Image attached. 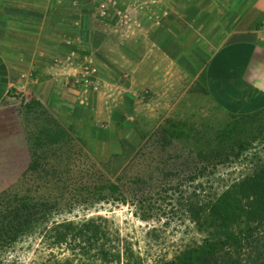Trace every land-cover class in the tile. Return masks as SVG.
<instances>
[{
	"label": "rangeland",
	"instance_id": "obj_1",
	"mask_svg": "<svg viewBox=\"0 0 264 264\" xmlns=\"http://www.w3.org/2000/svg\"><path fill=\"white\" fill-rule=\"evenodd\" d=\"M157 1L154 8L167 10L166 24L183 26L176 35L180 57L168 44L167 49L160 47L162 33L152 35L150 48L143 34L131 38L127 44L132 64L112 67L114 81H102L100 93L96 80L86 85L81 110L87 116L80 119L60 112V122L36 97L30 98L24 106L38 162L21 186L0 194V207L39 211L44 224L102 216L143 252L169 259L179 247L199 239L189 231V220L178 215L168 217L156 209L142 215L140 204L97 201L103 185L120 184L127 194H147V205L178 209L167 197L175 199L178 183L190 175L199 152L201 160L225 158V151L216 156L211 152L236 141H221L234 122L243 128L238 138L252 140L251 151L264 153V106L234 112L229 98L208 95L204 79L208 58L235 35L233 27L251 0ZM172 132L183 134L176 137ZM43 238L39 233L24 237L7 252L6 262L42 264L70 255L66 249L47 246Z\"/></svg>",
	"mask_w": 264,
	"mask_h": 264
},
{
	"label": "crops",
	"instance_id": "obj_2",
	"mask_svg": "<svg viewBox=\"0 0 264 264\" xmlns=\"http://www.w3.org/2000/svg\"><path fill=\"white\" fill-rule=\"evenodd\" d=\"M158 2L101 0V16L92 0H0V194L21 186L38 162L24 106L30 98L60 122V112L80 119L86 85L76 84L96 67L102 92V81H114L112 67L132 64L131 38L143 34L150 48L152 35L162 33L160 47L180 57L183 26L166 24ZM233 29L208 58L205 86L211 97L229 98L234 112L249 113L264 106V0H251Z\"/></svg>",
	"mask_w": 264,
	"mask_h": 264
},
{
	"label": "trees",
	"instance_id": "obj_3",
	"mask_svg": "<svg viewBox=\"0 0 264 264\" xmlns=\"http://www.w3.org/2000/svg\"><path fill=\"white\" fill-rule=\"evenodd\" d=\"M236 124H230L221 139L236 141L227 149L211 152L216 156L225 151V158L201 160L203 152H199L200 159L190 175H184L178 183L175 199L167 197L178 209L167 211L147 205V194H127L120 184L103 185L98 192L97 201L140 204L142 215L156 209L168 217L188 219L189 231L200 237L179 247L172 258L143 252L132 239L114 232L102 216L78 223L44 224L39 211L0 207V264H9L7 252L36 233L43 234L47 246L70 253L64 260L51 259L42 264H264V153L251 151L252 140L238 138L243 128H236ZM163 134L169 136L170 132L164 130ZM182 134L172 132L176 137Z\"/></svg>",
	"mask_w": 264,
	"mask_h": 264
},
{
	"label": "built area",
	"instance_id": "obj_4",
	"mask_svg": "<svg viewBox=\"0 0 264 264\" xmlns=\"http://www.w3.org/2000/svg\"><path fill=\"white\" fill-rule=\"evenodd\" d=\"M95 1L94 8L97 9L99 12V15L105 16L106 13V5L101 3V0H92ZM97 68L96 67H89L85 70V73L83 76L80 78L79 83L83 86L93 82V75L97 73Z\"/></svg>",
	"mask_w": 264,
	"mask_h": 264
}]
</instances>
